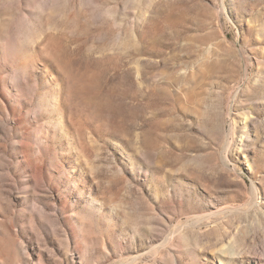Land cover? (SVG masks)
Listing matches in <instances>:
<instances>
[{
	"label": "rangeland",
	"instance_id": "374dc122",
	"mask_svg": "<svg viewBox=\"0 0 264 264\" xmlns=\"http://www.w3.org/2000/svg\"><path fill=\"white\" fill-rule=\"evenodd\" d=\"M0 264H264V0H0Z\"/></svg>",
	"mask_w": 264,
	"mask_h": 264
}]
</instances>
